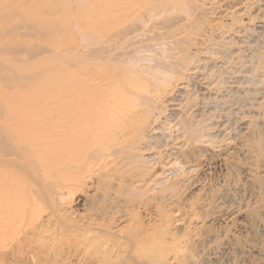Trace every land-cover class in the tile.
<instances>
[{
    "label": "bare ground",
    "instance_id": "bare-ground-1",
    "mask_svg": "<svg viewBox=\"0 0 264 264\" xmlns=\"http://www.w3.org/2000/svg\"><path fill=\"white\" fill-rule=\"evenodd\" d=\"M31 1L0 0L18 22L5 51L52 53L0 90V264H162L148 254L182 242L180 206L229 229L234 207L193 195L235 156L264 158V0H80L76 15L33 0L30 19ZM28 36L51 44L21 49Z\"/></svg>",
    "mask_w": 264,
    "mask_h": 264
},
{
    "label": "rangeland",
    "instance_id": "rangeland-1",
    "mask_svg": "<svg viewBox=\"0 0 264 264\" xmlns=\"http://www.w3.org/2000/svg\"><path fill=\"white\" fill-rule=\"evenodd\" d=\"M32 2L33 0L28 6L30 8L20 13L21 16H23L24 14L25 17L31 19L37 13V16H35V18L38 17L37 9L31 8L33 7ZM71 4L74 8V14L76 15L78 11L77 8L80 9L83 4L80 0H72ZM2 5L3 3H0V6L5 9L3 10V8L0 7V90L6 86L17 85L16 82H7L6 80L16 74H26L36 68L47 69L50 65L49 59L52 56V53L34 55L33 53L28 52L17 54L10 51H5L7 50L5 48V45L9 42L7 41L8 36L1 34L2 30L12 25L18 24V22L16 20H8V18L11 16L10 13L12 14V12L9 11V4L7 5V7H4V5ZM13 6H11V8H15V6H17V3H14ZM41 10L43 14L39 20H49L51 18L49 10L46 8H42ZM63 10L65 11V9ZM64 11H62V13ZM62 13L59 12V15H61ZM5 19L7 21H5ZM218 22L220 23L221 21ZM19 32L24 33L26 32V29L21 28L19 29ZM44 39L43 42L42 39L40 41L36 36H28L25 38H21L19 40L20 43L18 44V46H20L21 49H25L29 46L33 47L40 43L46 45L47 43L51 44V42H48L49 39ZM14 42H17V37ZM23 46L24 48H22ZM19 69H21V71H19ZM32 84H41L47 86L49 84V75H44L40 82ZM263 170L264 158L257 162L256 154L249 155L245 158L243 156H235L234 158L230 159L227 169H217L215 171L216 173L214 174V181L208 184L210 187H206L203 191H196L193 197L204 198L208 194H214V201L212 202L211 207V215L214 213L216 214V216H218L224 211L228 212V209H232L234 207L231 211V214L235 213L236 211L239 212V214H235L232 216L235 223H230L229 229H222L221 227L210 226L209 224H206L205 227L204 224L206 223V220L204 218L205 211L203 209H201L203 211L201 212L202 215L200 214L202 219L201 217H198L199 214L197 216L198 218H192L191 216H193V214H191V212H189L187 208L185 209L183 206H180V208L184 210V212H182V217H178L176 220H174L170 228L172 230L175 228L176 231L179 230L178 232L180 234V238H182V242L176 244L175 247L167 249L165 254L160 252H153L152 254H150V252V255L148 254V257L150 258L155 256V258L153 259H158V256H160L161 254L163 257H161L159 261L162 264H264ZM92 196L93 199H91ZM97 196L98 192L90 188L89 190H84L83 192H81L80 198L86 197L89 200H92L90 204H93V201H95V198ZM71 208V212L76 213L75 215L77 216L85 214L83 208L77 205L76 202L71 204ZM149 208L146 210L143 209L141 212L146 214L147 223L151 225L155 223L157 224L159 214L158 209H156V206H151ZM180 208L174 209V211L176 212L175 215L179 212L178 209ZM178 214L180 215V212ZM243 215H246L248 217V222H240L241 216ZM124 224L121 225V227L125 231L128 229L130 222H127V225L126 223ZM156 228V226L152 227L150 233L154 235V233L159 230ZM195 228L196 230H194ZM150 236L151 235H149V237ZM156 238L159 239L160 236H155V239ZM138 240L142 239L139 238ZM79 241L82 242L83 240L79 239ZM150 244L149 245L151 247H147V249L149 250L153 248L152 241L150 242ZM140 249H145V247H141ZM113 250L115 251H113V253H116L117 249ZM120 252L122 253V251ZM121 253L117 255L115 254V258H113V260L116 259V256L123 257L126 255V252H123L122 254ZM136 255L137 257H139L140 253H137ZM142 259L143 258L139 260Z\"/></svg>",
    "mask_w": 264,
    "mask_h": 264
}]
</instances>
